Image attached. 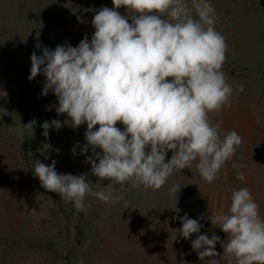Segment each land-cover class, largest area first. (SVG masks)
<instances>
[{
	"label": "rangeland",
	"instance_id": "rangeland-1",
	"mask_svg": "<svg viewBox=\"0 0 264 264\" xmlns=\"http://www.w3.org/2000/svg\"><path fill=\"white\" fill-rule=\"evenodd\" d=\"M210 3L215 29L227 45L222 71L233 89L231 107L211 113L210 120L222 121L221 138L235 130L242 143L212 183L194 162L158 191L129 184L115 203L88 196L85 213L47 192L34 175L38 160L49 166L55 160L58 173L88 174L93 191L107 192L111 183L90 174L86 159L94 154L91 149L82 154L87 124L74 128L66 113L57 114L54 93L42 95L43 74L29 80L30 57L42 55L43 46L75 47L85 35L90 41L94 16L102 7L112 8L113 0H0V264H227L223 246L230 237L212 225L211 215L229 214L233 190L246 187L264 216V0ZM118 11L132 22L126 7ZM53 119L62 127L53 126L45 137L42 124ZM116 126L124 130L122 122ZM171 155L170 150L166 160ZM174 185L181 187L173 194ZM111 189L121 194L115 182ZM184 215L199 220L200 234L220 237L219 255L199 258L191 243L198 234L191 239L180 234Z\"/></svg>",
	"mask_w": 264,
	"mask_h": 264
},
{
	"label": "clouds",
	"instance_id": "clouds-1",
	"mask_svg": "<svg viewBox=\"0 0 264 264\" xmlns=\"http://www.w3.org/2000/svg\"><path fill=\"white\" fill-rule=\"evenodd\" d=\"M121 6L131 23L118 11ZM215 21L210 0H191V6L189 0H113L112 8L102 7L94 16L90 41L85 35L75 47L43 46L40 56L33 52L29 80L43 74L42 95L54 93L57 114L66 113L74 128L87 124L82 154L89 149L94 154L86 159L90 174L115 182L121 194L111 183L107 192L93 191L88 174L58 173L55 160L50 166L39 160L35 164L41 186L86 213L88 196L115 203L129 184L158 191L175 171L191 169L194 162L204 181L214 182L242 143L235 130L221 138L222 121L210 120L211 113L231 107L233 92L222 71L226 41ZM25 126L31 128V123ZM53 126L59 130L62 122H43L42 134L48 137ZM237 177L246 181L243 172ZM179 219L183 238L198 234L191 243L200 259L219 255V236L200 234L198 219ZM210 219L230 237L223 246L227 264H264V216L250 189H234L229 214Z\"/></svg>",
	"mask_w": 264,
	"mask_h": 264
}]
</instances>
